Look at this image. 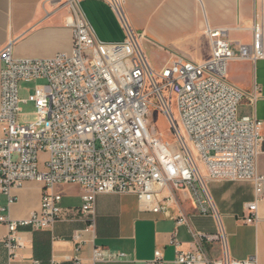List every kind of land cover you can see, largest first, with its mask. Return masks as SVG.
Wrapping results in <instances>:
<instances>
[{
    "label": "built area",
    "instance_id": "built-area-1",
    "mask_svg": "<svg viewBox=\"0 0 264 264\" xmlns=\"http://www.w3.org/2000/svg\"><path fill=\"white\" fill-rule=\"evenodd\" d=\"M57 1L68 12L69 51L16 57L10 41L0 52L5 63L0 76V224L8 229L1 239L8 264L25 246L21 230H44L64 220L63 194L58 188L72 184L82 189L80 218L87 223L73 235L77 252L85 242L83 232L95 227L100 194L134 193L143 210L166 216L170 202L185 194L200 214L216 218L218 231L191 229L197 248L179 250L173 264H258L256 256L245 260L230 256L222 215L209 184L253 182L255 199L246 204L243 219L248 224L259 221L264 173L258 169V159L264 154V121L241 117L239 107L246 99L255 102L260 89L256 86L250 93L233 84L228 70L234 59H264V23L255 22L253 42L241 44L238 54L225 30L208 26L210 59L196 62L178 57L156 69L143 49L144 36L125 16L122 0H109L126 29L120 42L97 36L82 10V0ZM23 82L36 83L27 88L25 98L21 96ZM29 103L34 109L26 112L23 105ZM152 107L169 120L175 142L151 132ZM28 182L43 185L41 206L16 219L11 207ZM177 221L189 224L183 214ZM172 242L178 244L175 238ZM216 242L222 244L224 254L211 259L204 244ZM106 257L96 250L93 259ZM70 259L84 264L78 256ZM145 264H166L162 250H156L155 258Z\"/></svg>",
    "mask_w": 264,
    "mask_h": 264
},
{
    "label": "crops",
    "instance_id": "crops-1",
    "mask_svg": "<svg viewBox=\"0 0 264 264\" xmlns=\"http://www.w3.org/2000/svg\"><path fill=\"white\" fill-rule=\"evenodd\" d=\"M122 5L131 27L144 36L142 46L148 58L161 52L166 55V63L178 57L197 62L210 59L208 26L225 30L238 54L241 44L253 42L255 22L264 23V0H122ZM81 7L101 40L125 39L122 19L109 0H82ZM67 15L57 0H0V52L10 41L16 57H48L69 51L72 30L66 25ZM4 65L0 58V76ZM228 79L250 93L258 86L259 97L255 102L246 99L239 113L241 107H248L249 116L264 121V59L232 60ZM45 157L47 154H42ZM258 169L264 173V154L259 155ZM58 189L63 194L64 220L44 230H21L25 246L10 264H74L70 259L74 256L84 264H145L155 258L158 249L166 264H173L179 250L197 248L191 229L210 234L218 231L216 218L200 214L185 194L170 202V214L166 216L143 210L134 193H104L97 198L95 227L83 232L85 242L77 252L73 235L87 226L79 211L82 189L74 184ZM209 189L222 215L230 256L238 260L256 256L258 264H264V201L260 203L258 222L248 224L243 219L246 204L255 199L253 182L216 181L209 184ZM42 193L41 183L28 182L11 207L12 216L21 219L39 210ZM180 214L188 217L189 224L178 223ZM7 232V227L0 224V264L9 262L1 242ZM174 238L178 244L172 242ZM204 248L211 259L224 254L220 242L205 243ZM96 250L107 257L94 262ZM110 254L115 257L110 258Z\"/></svg>",
    "mask_w": 264,
    "mask_h": 264
},
{
    "label": "rangeland",
    "instance_id": "rangeland-1",
    "mask_svg": "<svg viewBox=\"0 0 264 264\" xmlns=\"http://www.w3.org/2000/svg\"><path fill=\"white\" fill-rule=\"evenodd\" d=\"M150 56V55H149ZM149 60L152 64V66L156 69L161 68L166 62V55L163 53H159L157 57H149ZM197 62V61H196ZM35 82H23L22 83V91H21V96L22 97H28V91L27 88H33L35 86ZM23 109L26 112H31L34 109V104L33 103H29L27 105H23ZM249 109L248 107L245 108H240V113L239 115L242 117L243 115H249ZM27 119H33V116H28ZM149 126H150V130L153 134H158L160 135V137L165 140V141H171V142H175L176 138L174 135V131L171 128L170 122L167 119V117L165 116V114L158 110L157 108L152 107L151 108V114L149 115ZM181 130L182 133L184 134L186 140L189 143V147L192 150L193 154L196 156V158L199 159V155L197 153V151L195 150L193 144L189 141V139L187 138L184 128L181 126ZM199 165L201 167V170L203 171V173H206L205 171V166L203 165V163L199 160Z\"/></svg>",
    "mask_w": 264,
    "mask_h": 264
}]
</instances>
